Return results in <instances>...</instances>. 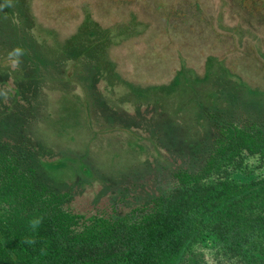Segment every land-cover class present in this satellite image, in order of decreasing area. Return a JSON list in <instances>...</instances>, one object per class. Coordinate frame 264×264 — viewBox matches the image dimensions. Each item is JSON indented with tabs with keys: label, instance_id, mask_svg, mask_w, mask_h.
Here are the masks:
<instances>
[{
	"label": "rangeland",
	"instance_id": "1",
	"mask_svg": "<svg viewBox=\"0 0 264 264\" xmlns=\"http://www.w3.org/2000/svg\"><path fill=\"white\" fill-rule=\"evenodd\" d=\"M65 1L73 0H0V108L15 105V90L26 88L33 105L26 133L33 165L42 183L71 195L75 212L125 214L155 195L162 173L184 165L181 153L210 137L207 110L227 111L230 103H238L252 118L264 112V33L260 42L246 31L255 24L264 32V24L247 14L248 0H204L202 9L215 19L217 43L202 50L186 33L191 21L183 19L180 35L168 29L173 21L160 0H147L144 12L166 17L164 24L130 16L96 25L91 12L99 20L109 13L99 0L91 9L83 4L68 13L76 24L54 25L64 17L56 6ZM146 43L174 55L163 64L166 72H139L143 63L128 58L129 48ZM15 49L22 54H13ZM10 69L32 78L20 81ZM0 120L10 128L4 133L28 124L14 119L12 110ZM222 169L236 183L258 181L264 179V157L244 155ZM1 180L0 216L6 219L14 207ZM183 264L247 262L224 253L208 235Z\"/></svg>",
	"mask_w": 264,
	"mask_h": 264
},
{
	"label": "trees",
	"instance_id": "2",
	"mask_svg": "<svg viewBox=\"0 0 264 264\" xmlns=\"http://www.w3.org/2000/svg\"><path fill=\"white\" fill-rule=\"evenodd\" d=\"M200 1L186 9H170L165 0L160 6L173 21L167 27L174 34L185 32L183 19L192 22L186 33L202 50L206 44L214 47L217 34L213 15L205 14ZM248 1L247 14L258 16L262 26L264 0ZM259 28L250 24L246 31L261 42ZM230 67L227 63L232 72ZM9 71L23 82L32 78ZM26 91L15 90L16 104L0 108V118L12 110L14 119L28 123L4 133L9 127L0 120V178L14 207L12 216H0V264H183L208 235L224 253L264 264V179L236 183L222 169L244 155L264 157V112L252 118L238 103H230L227 111L207 110L210 137L181 153L184 165L162 173L155 195L125 214L86 215L69 206L70 194L54 191L38 177L26 136L33 117ZM214 175L223 176L209 183Z\"/></svg>",
	"mask_w": 264,
	"mask_h": 264
},
{
	"label": "flooded vegetation",
	"instance_id": "3",
	"mask_svg": "<svg viewBox=\"0 0 264 264\" xmlns=\"http://www.w3.org/2000/svg\"><path fill=\"white\" fill-rule=\"evenodd\" d=\"M96 1L99 0H73L71 2H59L56 6V9L63 15V18H58L53 22L54 25H69V24H76L75 20H72L69 16V12L71 10H78L80 5L88 6L90 9L96 5ZM106 3V9H109V13L105 14V17H99V20L96 17V14L90 13L91 22L95 23L96 25H104L106 23L119 21V20H126L129 19L130 16L133 18H137L140 21H147L150 20L154 23H162L164 24L167 20L164 19L166 17H162V11L160 12L161 17L154 16L149 17L146 16L144 12V7L147 3V0H103ZM149 3L151 2L148 0ZM155 1V0H154ZM175 0H172V3ZM177 4L167 3V7L170 9H181V8H188L192 6L194 0H177ZM185 1V2H184ZM159 2V1H157ZM161 4V0H160ZM110 5V6H109ZM201 8L204 7V1L202 4L199 3ZM108 11V10H107ZM45 24H49L48 22L50 19L42 18ZM61 20V21H60ZM171 22V21H170ZM162 37V36H160ZM168 37L164 35V38ZM145 40H140L139 42L143 43ZM174 43L178 46L180 43L178 40H173ZM179 43V44H178ZM144 44V43H143ZM168 42H166V48H169ZM172 46H174L172 44ZM138 48V49H137ZM137 48H129L127 50L128 58L134 59L137 63L142 62V67L139 69V72L143 73H163L167 71V66L163 65L166 64L168 61L171 63L173 61L174 55L167 54L166 51H163L162 46L160 49L156 48L155 45L145 44V48L141 46V44Z\"/></svg>",
	"mask_w": 264,
	"mask_h": 264
},
{
	"label": "clouds",
	"instance_id": "4",
	"mask_svg": "<svg viewBox=\"0 0 264 264\" xmlns=\"http://www.w3.org/2000/svg\"><path fill=\"white\" fill-rule=\"evenodd\" d=\"M13 54H15V55L19 56V55H21V54H22V52H21V50H20V49H15V50H14V52H13ZM33 227H35V223L33 224ZM29 243H31V241H29Z\"/></svg>",
	"mask_w": 264,
	"mask_h": 264
}]
</instances>
